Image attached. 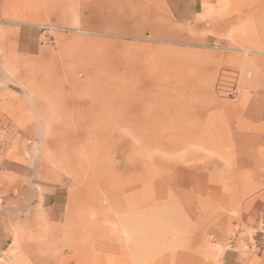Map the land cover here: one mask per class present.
I'll use <instances>...</instances> for the list:
<instances>
[{
	"label": "rangeland",
	"instance_id": "rangeland-1",
	"mask_svg": "<svg viewBox=\"0 0 264 264\" xmlns=\"http://www.w3.org/2000/svg\"><path fill=\"white\" fill-rule=\"evenodd\" d=\"M124 1L115 0L116 14ZM247 4L242 23L257 25L264 39L262 9L252 20ZM89 9L65 33L45 34L43 53L13 63L0 57L2 132L34 166L36 197L45 190L37 184L60 186L66 234L74 240L81 227L84 246L123 242L137 231L144 244L164 245L177 226L180 233L194 229L217 263L247 264L264 250V187L254 173L203 154L196 137L202 123H219L214 99L231 97L246 53L257 57L248 72L252 93L264 89L257 78L264 44L227 52L204 38L201 25L190 31L180 24L177 39L169 22L155 24L156 31L148 24L139 37H108L92 31ZM155 20L168 15L159 10ZM54 220L51 264H73L63 258L73 242L61 243L65 232Z\"/></svg>",
	"mask_w": 264,
	"mask_h": 264
},
{
	"label": "crops",
	"instance_id": "crops-1",
	"mask_svg": "<svg viewBox=\"0 0 264 264\" xmlns=\"http://www.w3.org/2000/svg\"><path fill=\"white\" fill-rule=\"evenodd\" d=\"M125 1L117 8L121 12L116 14L115 0H0V57L4 63H13L20 55L28 58L43 53L46 44L40 43L42 37L47 33L63 34L79 25L87 7L92 31L107 36L117 33L139 37L148 24L156 31L155 24L169 22L176 26L172 30L177 39L180 24L190 31L201 25L204 38L214 37V43L227 52L255 49L261 42L264 44L257 25L248 27L242 23L248 2L252 20L259 17L260 9L264 16V0ZM159 10L168 15V21L155 20ZM104 18L106 25L100 27ZM115 22L121 25L120 29H116ZM246 54L249 55L242 61L239 85L230 86L231 97L214 99L219 106V123H202L196 138L204 141L203 154L221 156L234 170L254 173L256 185L264 187V89L252 93L250 85L255 77L254 72L251 77L248 72L257 57L253 52ZM257 75L264 79V72ZM4 101L0 94V264H51L47 242L51 235H56L50 230L52 218L63 226L64 235L57 234L62 236L61 243L67 246L68 241L73 242L64 249L63 257L73 264H219L209 244L198 245L194 229L180 233L173 222V231L164 245L155 240L150 245L144 244L139 231L127 235L128 240L123 242L114 237L91 246L82 244L81 227L76 230L74 240L68 238L66 197L60 186L51 189L46 184H37L45 190L36 197L34 166L19 153L17 143L7 142L9 133L2 132L7 110ZM10 138L13 140V133ZM247 264H264V250L255 258L249 257Z\"/></svg>",
	"mask_w": 264,
	"mask_h": 264
}]
</instances>
